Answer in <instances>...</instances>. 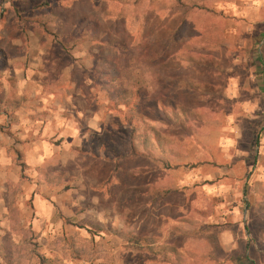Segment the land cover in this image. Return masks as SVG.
<instances>
[{
	"label": "rangeland",
	"instance_id": "rangeland-1",
	"mask_svg": "<svg viewBox=\"0 0 264 264\" xmlns=\"http://www.w3.org/2000/svg\"><path fill=\"white\" fill-rule=\"evenodd\" d=\"M121 1L0 0V94L5 87L37 102L84 99V108L74 98L53 123H74L68 144L54 128L38 144L40 163L23 170L22 181L31 175L42 183L48 175L64 187L59 206L69 231L35 237L23 230L22 246H0V264H40L38 256L41 264H167L123 246L131 236L173 243L188 264H264V21L256 18L263 6L228 0L171 34L172 12L145 13ZM200 30L216 41L207 51L219 61L215 69L189 62L187 45L177 51ZM36 49L44 59L32 71L20 67L22 84L4 75L5 55ZM139 100L150 125L172 143L171 154L156 155L174 168L139 154V140L131 153L125 103ZM155 100L182 104L190 123L155 120ZM154 183L173 191L159 203L134 192ZM95 222L103 230L88 232Z\"/></svg>",
	"mask_w": 264,
	"mask_h": 264
},
{
	"label": "crops",
	"instance_id": "crops-1",
	"mask_svg": "<svg viewBox=\"0 0 264 264\" xmlns=\"http://www.w3.org/2000/svg\"><path fill=\"white\" fill-rule=\"evenodd\" d=\"M242 1L247 7L256 4L259 8L261 6L264 8V0ZM227 3L229 2H214L212 7ZM256 16V18L261 19V22L264 21L262 13L257 12ZM4 58V63L7 65L4 75L15 77L20 85L25 79L24 73L20 69L34 70L35 62L40 63L44 59V53L40 49H36V52L29 50L18 55H5ZM25 83L29 84V81L27 80ZM73 99L76 101L72 105L78 107L77 109L84 108V105L80 104L84 100L83 95L80 94L72 97V99L69 95L60 99L50 96L48 99L42 98L38 102L33 100L31 96L30 98L22 96L18 89L10 94L4 87L3 93L0 94V246L4 245L7 240L21 244L19 241L20 234H14L10 231L9 199L15 200L16 203L19 216L18 229L33 232L35 237L38 233L40 237H47L48 234L55 231L57 234L69 231L65 224L69 218L64 215L59 206L60 203L64 204L65 197L61 195L64 187L60 188L55 183H46L45 181L37 182L36 177L31 175L30 179L22 181L20 177L21 166L15 160L17 155L23 156L25 168L28 167L29 169L31 166L39 164L41 158H39V151H37L38 144L41 143L44 147L46 135L51 134L54 128L56 130L54 133L58 132L59 136H62V143L67 141L70 137L69 126L74 125V123H70L66 120L67 118H61L62 121L55 127L53 123L58 122L56 119L64 114L62 111L64 106L69 107V103ZM48 105L50 106L47 107ZM55 108L58 111H55ZM44 157L45 155H43L42 160ZM16 185H18L17 192L12 193ZM26 200H30L31 206L25 204ZM56 210L67 220L60 218ZM92 226L90 230H93L94 227H102V224L95 222ZM86 228L89 227L86 226ZM36 240L31 238L30 245L36 244ZM51 256L50 253L45 254L46 258Z\"/></svg>",
	"mask_w": 264,
	"mask_h": 264
},
{
	"label": "trees",
	"instance_id": "trees-1",
	"mask_svg": "<svg viewBox=\"0 0 264 264\" xmlns=\"http://www.w3.org/2000/svg\"><path fill=\"white\" fill-rule=\"evenodd\" d=\"M129 1V2H128ZM223 0H126L125 3L128 4V6H135L138 9L143 10V12L148 13H162V12H172L174 16H177L178 21L171 29L172 32L175 33V31H181L180 28L183 25H186V21L189 20V18L192 17V15L198 14L200 12L204 13H212L214 14L216 11L212 8V3L219 2ZM228 1V0H224ZM142 12V15L144 14ZM219 13V12H218ZM221 15V13H220ZM136 21L138 22V18H136ZM205 31V30H204ZM170 34V35H171ZM175 36V37H174ZM174 40L176 38V34L174 35ZM197 39L194 40H188L186 41L184 45H180L177 47L178 52L184 51L185 46H189L191 49L190 56L186 57L189 62H191L194 66L198 65L199 63L208 66V68H214L219 64V61L210 53H207L208 50H212L210 48L211 45L216 44V41L212 39H208L206 33H202L200 30L197 34ZM189 43V44H188ZM115 45H118L116 43ZM117 47V46H115ZM123 48V47H121ZM189 53V52H188ZM197 86V91L199 93L205 92V87L202 83H199ZM140 100L138 103H129L126 102L125 105L127 107V114L124 117V122L130 125L131 133H132V139L131 142L132 145L130 147L132 154H137L136 149L133 145L134 140H139L141 146L143 147L144 151H141L139 154H143L147 157H151L155 161H158L163 168H174L173 166H170V163H164V159H160L156 154L157 153H168L171 154L173 152L172 143H170L169 137L166 135L167 133L163 130H161L159 127H156L154 125H150V117L147 114H144L145 108L140 107ZM151 109L157 114V117L155 120L161 119V121L164 124H178L179 126L190 123V118L188 114L184 111L183 105L179 103L177 105L172 100L170 101H160L155 100L152 105L150 106ZM149 108V107H147ZM172 120V122L170 121ZM92 146V145H91ZM80 152L84 153L86 150L79 149ZM21 166V180L25 178V175L23 174V170L25 168L24 163L20 164ZM44 181L46 183H59V182H53L51 181L50 177L46 175ZM172 189H166L163 186L159 184H149L147 186H144L140 189H134V192L139 195L148 196L149 198L152 197L155 201L163 200L167 194L172 192ZM193 210V209H192ZM194 211V210H193ZM194 213L196 215H203L206 216L207 213L201 212L199 210H195ZM57 215L62 218L63 220H67L66 218H63L61 214L56 210ZM9 220H10V231L14 234H19L23 232V230L20 228L18 229L19 219L17 217V210L14 205L13 200H10L9 202ZM189 220V219H188ZM102 227H94L93 230L87 229L88 232H98L102 231ZM188 228L182 229V232L180 235L186 236L188 234ZM22 238L21 237L20 242L22 244ZM150 239L138 237V236H131L128 238L127 244L123 245L125 247L129 246L134 248L136 251H147L151 252L154 256H156V260L167 263V264H188L189 260L185 253L181 252L177 249L176 245L173 243H165V244H157L155 245L154 239L152 241H149ZM10 246H14L18 248L17 246H22L21 244H16L12 240L8 243ZM20 249V248H19ZM20 250H23L21 248ZM18 251V250H17ZM39 263L41 264L42 261H44L43 257H39Z\"/></svg>",
	"mask_w": 264,
	"mask_h": 264
}]
</instances>
